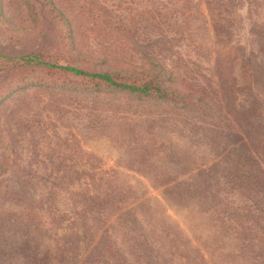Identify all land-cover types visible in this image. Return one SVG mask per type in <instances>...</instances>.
<instances>
[{"label": "rangeland", "instance_id": "rangeland-1", "mask_svg": "<svg viewBox=\"0 0 264 264\" xmlns=\"http://www.w3.org/2000/svg\"><path fill=\"white\" fill-rule=\"evenodd\" d=\"M256 1L239 0L242 10L224 11L220 25L205 27L197 14H188L196 8L193 3L181 8L172 2L162 10L164 0H0V53L12 58L41 53L59 65L89 71H130L160 63L189 83L217 88V43L234 45L264 64V43L251 38L252 26L244 18L247 9L250 23L264 30V0ZM0 89L5 90L0 93V264H39L24 259L29 252L44 251L48 242L47 235L32 231L31 217H43L53 201L51 212L74 218L81 199L70 193L77 190L107 194L109 203L121 200L125 207L156 196L157 184L176 179L193 181L238 207L255 208L226 184L235 157L219 148L228 138L218 134L214 139L189 106L171 111L125 94L76 87L60 73L45 76L29 68L0 70ZM258 92L264 98V86ZM139 205L149 232L155 218L146 215V202ZM176 208L167 206L165 216L182 226L185 212H193L191 242L203 256L201 264H249L223 256L207 236L198 239L208 227L212 206L196 202L193 211L175 213ZM73 239L64 237L62 243ZM105 258L97 251L85 264H106ZM63 264L82 263L74 258Z\"/></svg>", "mask_w": 264, "mask_h": 264}, {"label": "trees", "instance_id": "trees-1", "mask_svg": "<svg viewBox=\"0 0 264 264\" xmlns=\"http://www.w3.org/2000/svg\"><path fill=\"white\" fill-rule=\"evenodd\" d=\"M253 1L258 4L256 0ZM164 2L162 10H169L172 2L181 8L193 3L192 6L196 8L188 14H197L199 17L196 20L205 27L209 22L220 25L224 11L230 13V9L239 11L244 8L239 0ZM202 7H205V14L201 12ZM250 16L251 12L246 9L244 18L252 26L249 35L253 40L260 41L259 45L262 46L264 30L250 23ZM216 30H212L214 39H218ZM214 53L217 88H212L210 84L189 83L178 71L160 63H150L148 68L130 71H89L59 65L41 53L19 58L0 53V70L17 67L36 70L45 76L60 73L76 87L92 86L112 94H125L143 101H152L158 106H170L164 108L171 111L189 106L192 113L212 129L209 131L215 134L214 139L217 140L218 134L228 138L221 141L219 148L222 154L235 157L234 164L227 171L230 177L226 184L236 197L239 196L255 207H238L230 200H222L215 191L193 185V181L176 179L157 184L156 196L138 198L131 201V206L125 207L121 200L109 203L107 194L77 190L70 193L81 199L74 218H64L51 212L53 201L50 208L44 211L43 217L39 214L31 217L35 222L32 231L40 237L47 235L48 242L43 246L44 251L37 249L24 256L26 261L34 259L39 264L42 261L63 264L77 258L85 264L86 257L99 251L107 257L104 259L106 264H201L203 256L199 257L196 244L191 242L194 230L191 233L190 225L194 217L190 210L193 211V203L197 202L212 206L208 227L200 233L198 239L209 237L211 244L217 246L216 249L220 248L218 251L223 256L227 254V257L239 262L248 261L249 264H264V204L259 206L261 201L264 203V98L258 92L264 86V64L255 57L245 56L238 47L230 44L217 43ZM2 91L5 90L0 89V93ZM198 189L203 190L202 193H198ZM212 197L217 198L215 203ZM143 201L147 203L146 215L149 216L151 212V219L155 218L149 232L144 228L142 214L137 211ZM169 205L177 206L173 210L175 213L190 211L185 212L188 215L184 226L180 221L165 216ZM32 213L36 211L32 210ZM122 219L127 224L121 223ZM144 219L148 218L144 216ZM112 228L114 235L111 237ZM149 233L153 237L150 238ZM64 237L74 238L73 243L63 244ZM166 254H169V258H166Z\"/></svg>", "mask_w": 264, "mask_h": 264}]
</instances>
